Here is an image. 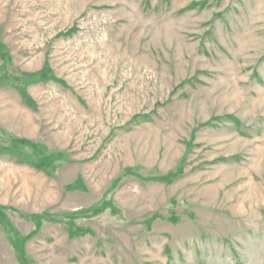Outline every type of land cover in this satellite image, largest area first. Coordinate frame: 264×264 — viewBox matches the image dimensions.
<instances>
[{
	"label": "rangeland",
	"instance_id": "obj_1",
	"mask_svg": "<svg viewBox=\"0 0 264 264\" xmlns=\"http://www.w3.org/2000/svg\"><path fill=\"white\" fill-rule=\"evenodd\" d=\"M0 264H264V0H0Z\"/></svg>",
	"mask_w": 264,
	"mask_h": 264
},
{
	"label": "trees",
	"instance_id": "obj_2",
	"mask_svg": "<svg viewBox=\"0 0 264 264\" xmlns=\"http://www.w3.org/2000/svg\"><path fill=\"white\" fill-rule=\"evenodd\" d=\"M22 141V140H21ZM22 142H24V141H22Z\"/></svg>",
	"mask_w": 264,
	"mask_h": 264
}]
</instances>
